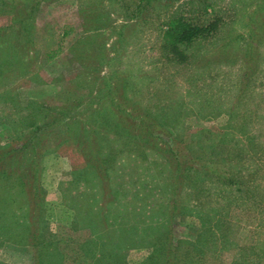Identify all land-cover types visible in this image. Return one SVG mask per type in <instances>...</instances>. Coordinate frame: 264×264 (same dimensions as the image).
I'll return each mask as SVG.
<instances>
[{
  "label": "rangeland",
  "instance_id": "obj_1",
  "mask_svg": "<svg viewBox=\"0 0 264 264\" xmlns=\"http://www.w3.org/2000/svg\"><path fill=\"white\" fill-rule=\"evenodd\" d=\"M179 20L205 31L176 54ZM39 126L0 264H264V0H0V158L33 172Z\"/></svg>",
  "mask_w": 264,
  "mask_h": 264
},
{
  "label": "trees",
  "instance_id": "obj_2",
  "mask_svg": "<svg viewBox=\"0 0 264 264\" xmlns=\"http://www.w3.org/2000/svg\"><path fill=\"white\" fill-rule=\"evenodd\" d=\"M172 24H173V26L170 27L165 33L166 39L168 40L166 46L171 47V49L174 50V52L176 54L177 53L180 54L179 51L182 49V47L187 46V45L191 44L194 40H197L199 37H202L203 33L205 31V28H203L202 26L193 25V24L188 23L187 21L179 20V23L173 22ZM57 52L58 51H52L48 55L50 58H52V57H54L55 54H57ZM105 103H104V106H108ZM120 111L123 112V115L126 114L124 111H122V110H120ZM108 112L110 113V111H108ZM104 115H109V114L102 112V119H103ZM106 119H109L108 124H111L113 126V129L115 132L121 131V129L123 128V125H121L122 123H120L119 120L115 119V115L113 118L109 115L108 118H106ZM124 121L126 122V120H124ZM124 121H121V122L124 123ZM31 125H34V123H32ZM41 129H42L41 126H39L36 129L35 135L32 138H30L31 144L24 145L26 148H29V145H31L30 149H31L32 153L30 156L33 157V160H31L30 163L34 162L35 164L33 163V165L37 166V167L35 166V169H32L33 172H31V173L26 172L28 169L26 167L27 164H25L24 162L26 161L25 158H27V157H24L23 161L24 160L25 161L24 162L22 161L21 164H19V161L17 160V155H15V154L12 157H8L7 155H3L0 158V176L4 175V177L6 176V178H8V179H9V177H11V181H12L13 185H15L14 187H16L20 191V193H22V195L25 196L29 205H31V204L36 205V202L39 201L40 196H41L40 195L41 194V188L39 187V185L37 183L38 178H39L40 166H38L36 164L35 159H34V156H36V154L38 153L37 150H39V146L37 147V145H36L38 142L35 143L33 141V139L40 138L39 137L40 134L38 135V133H40ZM128 130H129V133L131 134V136H133L135 139L143 138L145 140V142L151 141L150 139L156 138L153 134V131L155 129H152V128L149 129L148 127H145L144 125L130 123V124H128ZM65 131L69 133L70 137H75L79 142H82L83 134L80 133V129L76 125L71 124V126H67L65 128ZM31 132L32 131H30V133ZM58 132H60V131L58 130ZM53 134H54V132H53ZM145 142L142 143L143 146H145V144H146ZM169 147H171V149H169ZM167 149H169L168 151L170 153L166 154V152H168V151H165L164 153L166 154L165 155L166 158L169 159V157L172 156V154H174L175 152H174V149H172V146H167ZM158 150H160V148H158ZM28 155L29 154L27 153L25 156H28ZM20 171L22 172L23 175L22 174L19 175ZM27 173H28V175H27ZM112 196H114L113 193H112ZM97 215H99V219L101 220V222L106 224L105 227H107L108 230H110L111 229V223L107 224L108 221H107L106 210L105 209H104V211L102 210V212L98 213ZM94 218H97V217H94ZM33 234H34V237L31 240L33 242L34 247L37 248L40 246L39 233H37L35 230V232ZM123 237H124V235H123ZM37 252L38 253L36 256V260H38L37 261L38 263H36V264H43V261L41 260V255L39 254V251H37ZM57 254H60V253L57 252ZM58 256L62 257L61 255H58ZM164 264H175V263L173 262L172 259L169 258V259H167V261Z\"/></svg>",
  "mask_w": 264,
  "mask_h": 264
}]
</instances>
